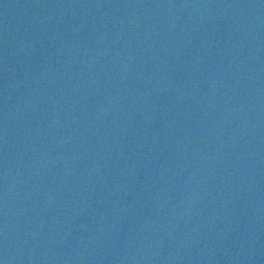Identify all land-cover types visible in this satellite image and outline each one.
Returning a JSON list of instances; mask_svg holds the SVG:
<instances>
[{
  "label": "water",
  "instance_id": "obj_1",
  "mask_svg": "<svg viewBox=\"0 0 264 264\" xmlns=\"http://www.w3.org/2000/svg\"><path fill=\"white\" fill-rule=\"evenodd\" d=\"M0 264H264V0H0Z\"/></svg>",
  "mask_w": 264,
  "mask_h": 264
}]
</instances>
